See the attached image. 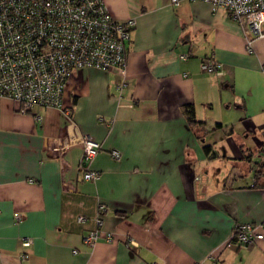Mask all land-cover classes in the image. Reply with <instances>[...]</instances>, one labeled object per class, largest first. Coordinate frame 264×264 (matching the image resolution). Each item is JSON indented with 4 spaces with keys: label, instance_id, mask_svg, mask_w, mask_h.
<instances>
[{
    "label": "crops",
    "instance_id": "obj_1",
    "mask_svg": "<svg viewBox=\"0 0 264 264\" xmlns=\"http://www.w3.org/2000/svg\"><path fill=\"white\" fill-rule=\"evenodd\" d=\"M103 1L136 20L121 90L116 72L76 70L70 114L36 109L42 120L0 98V264H264V240L231 237L264 222V37L248 53L240 24L201 0ZM204 58L225 73L201 71ZM85 134L102 145L94 181ZM99 204L113 240L86 246Z\"/></svg>",
    "mask_w": 264,
    "mask_h": 264
},
{
    "label": "built area",
    "instance_id": "obj_2",
    "mask_svg": "<svg viewBox=\"0 0 264 264\" xmlns=\"http://www.w3.org/2000/svg\"><path fill=\"white\" fill-rule=\"evenodd\" d=\"M170 1L177 5L185 0ZM201 1L209 3L213 10H224L237 21L246 51L253 52L254 40L264 37V0ZM135 26L133 18L114 17L103 0H0V98L14 101L20 113H33L36 120H42L36 109L55 108L70 114L64 106V93L68 78L76 70L116 72L122 79L117 86L121 90ZM200 69L216 75L225 73L223 63L213 58L202 59ZM81 143L82 177L94 181L99 173L89 164L102 145L86 134ZM110 155L120 158L117 150H111ZM106 211L107 207L99 204L95 227L82 238L86 246L92 247L100 239L113 240V234L102 229ZM78 221L87 222L88 218L79 215ZM231 237L243 245L264 240V222L237 223ZM31 243L30 237L21 239L25 247Z\"/></svg>",
    "mask_w": 264,
    "mask_h": 264
},
{
    "label": "trees",
    "instance_id": "obj_3",
    "mask_svg": "<svg viewBox=\"0 0 264 264\" xmlns=\"http://www.w3.org/2000/svg\"><path fill=\"white\" fill-rule=\"evenodd\" d=\"M183 111H184V113H185V115H186V119H187V122H188L189 124H191V123H193V122H196V121H195V114H194V107H193L192 104H186V105H184V107H183ZM198 122L203 123V122H201V121H198ZM205 150L208 151V150H209L208 147H205ZM262 150L264 151V146L262 147ZM109 152H110V151H109ZM118 213H119V212H117V214H118Z\"/></svg>",
    "mask_w": 264,
    "mask_h": 264
}]
</instances>
